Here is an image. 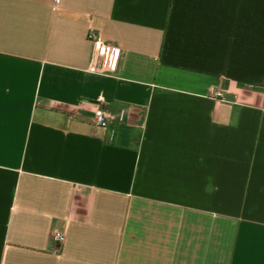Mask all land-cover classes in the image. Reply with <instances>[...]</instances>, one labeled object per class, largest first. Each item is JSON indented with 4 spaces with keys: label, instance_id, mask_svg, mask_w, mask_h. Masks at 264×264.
Listing matches in <instances>:
<instances>
[{
    "label": "crops",
    "instance_id": "1",
    "mask_svg": "<svg viewBox=\"0 0 264 264\" xmlns=\"http://www.w3.org/2000/svg\"><path fill=\"white\" fill-rule=\"evenodd\" d=\"M0 264H264V0H0Z\"/></svg>",
    "mask_w": 264,
    "mask_h": 264
},
{
    "label": "built area",
    "instance_id": "2",
    "mask_svg": "<svg viewBox=\"0 0 264 264\" xmlns=\"http://www.w3.org/2000/svg\"><path fill=\"white\" fill-rule=\"evenodd\" d=\"M91 40L96 48L101 40L97 35H91ZM128 54L127 50H120L108 45H104L102 51L97 54V63L105 72L111 71L119 64H122ZM216 95H220L217 93ZM95 125L99 128H106L108 125L109 117L101 107H98L95 112ZM125 118V111L119 114V121L123 122ZM57 241H63L64 236L60 235L55 238Z\"/></svg>",
    "mask_w": 264,
    "mask_h": 264
}]
</instances>
